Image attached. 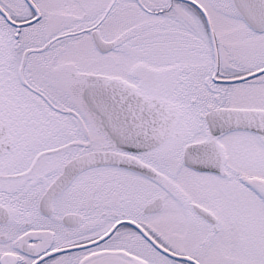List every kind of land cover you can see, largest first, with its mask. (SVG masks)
<instances>
[{
  "label": "snow or ice",
  "instance_id": "1",
  "mask_svg": "<svg viewBox=\"0 0 264 264\" xmlns=\"http://www.w3.org/2000/svg\"><path fill=\"white\" fill-rule=\"evenodd\" d=\"M0 264H264V0H0Z\"/></svg>",
  "mask_w": 264,
  "mask_h": 264
}]
</instances>
